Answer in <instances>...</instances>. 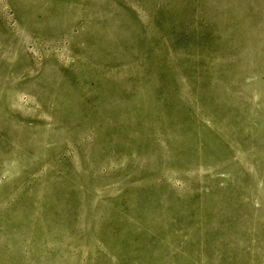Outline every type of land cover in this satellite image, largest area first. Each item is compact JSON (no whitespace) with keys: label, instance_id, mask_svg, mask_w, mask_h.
I'll use <instances>...</instances> for the list:
<instances>
[{"label":"rangeland","instance_id":"374dc122","mask_svg":"<svg viewBox=\"0 0 264 264\" xmlns=\"http://www.w3.org/2000/svg\"><path fill=\"white\" fill-rule=\"evenodd\" d=\"M0 264H264V0H0Z\"/></svg>","mask_w":264,"mask_h":264}]
</instances>
